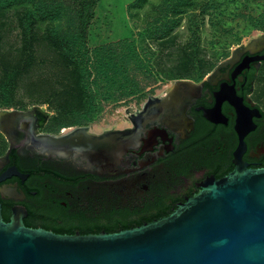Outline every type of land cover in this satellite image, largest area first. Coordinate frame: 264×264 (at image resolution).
Wrapping results in <instances>:
<instances>
[{
  "label": "flooded vegetation",
  "instance_id": "af4514ba",
  "mask_svg": "<svg viewBox=\"0 0 264 264\" xmlns=\"http://www.w3.org/2000/svg\"><path fill=\"white\" fill-rule=\"evenodd\" d=\"M191 81L149 95L96 132H88L94 123L49 128L46 108L50 114L0 109V127L8 133L0 129L3 219L18 214L27 226L53 228L116 210L137 225L173 211L238 162L264 167V32ZM5 109L18 112L1 113ZM80 128L84 134L73 137ZM89 135L106 144L97 157H89ZM47 136L64 137L60 153L37 146Z\"/></svg>",
  "mask_w": 264,
  "mask_h": 264
},
{
  "label": "water",
  "instance_id": "95a60500",
  "mask_svg": "<svg viewBox=\"0 0 264 264\" xmlns=\"http://www.w3.org/2000/svg\"><path fill=\"white\" fill-rule=\"evenodd\" d=\"M190 84L178 79L170 85ZM35 110L50 114L38 104L28 112ZM77 130L73 137L86 129ZM63 139L47 136L37 146L60 153ZM103 144L89 135V157L101 154ZM0 264H264V167L238 162L221 179L206 180L171 213L111 233H56L28 227L18 214L6 222L0 203Z\"/></svg>",
  "mask_w": 264,
  "mask_h": 264
},
{
  "label": "rangeland",
  "instance_id": "374dc122",
  "mask_svg": "<svg viewBox=\"0 0 264 264\" xmlns=\"http://www.w3.org/2000/svg\"><path fill=\"white\" fill-rule=\"evenodd\" d=\"M170 18L176 24L169 36L158 38L159 27ZM263 20L264 0H100L89 29V46L120 41L121 54L127 58L115 67L113 62L90 53V82L100 104L97 115L90 122L78 118L76 107H59L62 100L56 95L38 105L52 114L49 128L82 123L98 127L108 121L114 124L116 118H124L128 107L138 106L149 95L164 91L173 81L203 78L238 45L264 32L263 25H255ZM199 65L201 70L191 73ZM97 66L108 69V74L116 71L115 81L111 82ZM41 73L51 75L53 70H37V75ZM4 76L0 69V80ZM9 87L10 93H0V109L10 108L3 105L9 97L29 100L25 82ZM56 88L63 90L65 86L59 83Z\"/></svg>",
  "mask_w": 264,
  "mask_h": 264
},
{
  "label": "trees",
  "instance_id": "16d2710c",
  "mask_svg": "<svg viewBox=\"0 0 264 264\" xmlns=\"http://www.w3.org/2000/svg\"><path fill=\"white\" fill-rule=\"evenodd\" d=\"M100 0H0V69L5 74L0 80V93H10V85L26 83L29 100L6 98L7 107L25 108L29 104H43L50 96L60 97L59 107L75 106L78 118L91 121L98 113L100 104L94 94L90 82L92 74L88 60L91 52L95 57L102 56L117 67L121 59L122 42H112L98 47L89 46V29L96 17V9ZM176 24L170 18L160 26L158 38L165 39ZM258 26H264V20ZM164 28V29H163ZM47 64V65H46ZM105 66H109L106 63ZM123 68V64L120 65ZM193 64L190 65L192 67ZM53 70L37 75V70L44 68ZM108 79L115 81L116 71L102 69ZM201 65L191 73H198ZM8 78V79H7ZM65 86L58 90L56 85ZM72 102V104H70ZM87 121H84L85 123ZM113 210L106 217L90 218L89 222L66 221L63 226L32 225L42 227L56 233L82 234L118 232L123 229L142 225L172 211L159 213L145 220H138L137 225H129L126 219L119 217Z\"/></svg>",
  "mask_w": 264,
  "mask_h": 264
},
{
  "label": "bare ground",
  "instance_id": "6f19581e",
  "mask_svg": "<svg viewBox=\"0 0 264 264\" xmlns=\"http://www.w3.org/2000/svg\"><path fill=\"white\" fill-rule=\"evenodd\" d=\"M168 89V88H167ZM167 89H165L164 91H162V93L163 92H165ZM161 94V93H160ZM156 97V96H155ZM150 100V99H149ZM153 102V101H152ZM147 104V103H146ZM146 106V105H145ZM127 122V121H126ZM126 124V123H125ZM100 129L98 128V127H92V129H88V132H96V131H99ZM103 132V131H102ZM72 137V136H71ZM77 138H78V136H77Z\"/></svg>",
  "mask_w": 264,
  "mask_h": 264
}]
</instances>
